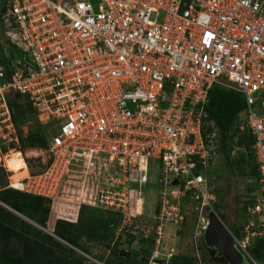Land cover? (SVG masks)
<instances>
[{"label": "built area", "instance_id": "1", "mask_svg": "<svg viewBox=\"0 0 264 264\" xmlns=\"http://www.w3.org/2000/svg\"><path fill=\"white\" fill-rule=\"evenodd\" d=\"M0 26L9 58L0 62V147L20 141L12 93L28 95L50 125V163L10 186L55 198L63 181L80 180L74 213L81 204L116 211L117 234L141 230L148 237L138 220L157 177V246L168 207L182 221L189 191L203 206L215 197L201 171L216 154L202 133L211 87L242 93L245 125L256 136L259 193L247 206L246 235L235 239L252 264H264L248 252L254 237H264V0H6ZM8 44L20 54L10 57ZM90 177L99 183L89 195ZM169 195L176 206H168ZM200 214L203 234L210 220ZM76 250L91 264H110ZM174 250L156 247L147 264L168 263Z\"/></svg>", "mask_w": 264, "mask_h": 264}, {"label": "trees", "instance_id": "2", "mask_svg": "<svg viewBox=\"0 0 264 264\" xmlns=\"http://www.w3.org/2000/svg\"><path fill=\"white\" fill-rule=\"evenodd\" d=\"M0 2L1 23L2 14L6 10V0ZM3 34L0 29V62L8 65L9 58L3 54ZM7 49L10 57L20 54L11 44L7 45ZM9 105L20 140L19 144L12 143L9 147L46 148L50 125L40 121L30 97L18 92L12 93L9 97ZM246 107L242 93L233 88L215 84L209 91L205 114L202 117V133L206 144H217L215 152L218 151L222 156L225 168L231 174L248 178L250 196L242 207L238 222L227 221L225 214L220 210L223 201L221 192L219 188L214 190L220 200L214 202L213 208L237 239H242L246 235L244 228L251 218L247 215V206L256 201L259 193L258 164L252 148L256 136L245 125L246 119L243 117V112ZM25 124H28L26 134L21 128ZM1 147L3 151L7 148L4 145ZM212 159L206 168H201L207 179H217L218 170L210 165ZM50 161L49 159L48 164ZM190 197L189 191L181 200V211L184 210V204L189 202ZM52 200L51 197L23 191L7 184L0 189V202L29 219V221L25 220L0 203V264H84L85 258L76 251V248L90 252V243L108 251L107 262L110 264H147L146 260L152 255L155 243L152 234L144 237L141 230H138L136 234L124 232L117 234L116 228L121 222V214L88 204H81L77 214L66 213L67 209L63 208L64 213L51 219ZM253 217L258 221V215ZM48 226V233L44 232L42 229ZM124 234L128 236L129 244L137 242L139 246L122 248ZM200 241L201 256L176 252L167 264H211L207 257L206 245H202L203 239ZM125 250L130 252L129 256L122 253ZM248 252L255 261L264 263V237H254L248 246Z\"/></svg>", "mask_w": 264, "mask_h": 264}, {"label": "rangeland", "instance_id": "3", "mask_svg": "<svg viewBox=\"0 0 264 264\" xmlns=\"http://www.w3.org/2000/svg\"><path fill=\"white\" fill-rule=\"evenodd\" d=\"M0 29L1 31H3V28L1 26ZM220 81L227 85L235 86V84L228 81L226 77H221ZM21 128L24 131V134H26L28 130V124L21 126ZM56 130L57 128H55L54 131ZM210 147H213V145H211ZM1 148L2 147H0V154L4 160L0 161V189L6 184L8 186H10L11 183L18 184L19 180L22 177H25L28 174H30L29 172L43 171L48 164V160L50 159L45 148H39V147L22 148L15 146L14 148L7 147L5 151H3ZM11 150H19L23 154L26 163V170L20 172H13L5 165V161H6L5 159L8 158L7 154ZM101 156L106 157V154L103 153L101 154ZM210 165L214 169L218 170V174L216 175L217 179H208V182L213 190H215V188H219V192H221L223 201L220 210L223 214H225L226 219L229 223L238 222L241 218L240 216H241L242 207L250 196V193L248 191V178L245 176L231 174V172H229L225 168L226 166L222 161V156L219 154L218 151L214 155ZM156 180L157 177H152V180L150 181V186L145 189L144 214L141 215L140 220H138L140 227L143 226L146 229L149 228L150 234H152L154 238H156L157 235L156 233L157 226L162 221V220L160 221L159 218L156 216L160 215V209L163 206L161 187L156 182ZM98 183H99L98 179L93 177L88 178V182L86 183L85 188L88 191L87 193L89 195L91 193L92 194L95 193ZM81 185L82 184L80 180L74 181L73 178L71 179L68 178L67 181H63V183H61L57 195H55V198H53L52 200V208L50 214L51 219L57 217L58 214L64 213L62 212L64 211V209H67L72 212L74 211L72 205L75 204L72 203L71 201L77 200L76 195L78 193V189L81 188ZM214 193H215V197L209 202H206L204 206L202 200H197L193 198L191 194L189 202L184 204V210L180 212V214H182L184 217L182 221L176 220L177 216L176 214L173 213L174 210L176 209H173L172 207H168L166 210L167 211L170 210L173 212L172 214L170 212L164 213V219H163L164 228H163L161 243L159 244V246H157V243L155 242L153 251L156 249V247L157 249L159 248V250H161L162 252L167 251L169 248L175 247L174 250L175 253L176 252L191 253L201 256L200 240H202L203 238L201 239L202 234L200 231V219H201L200 212H202L203 215L208 216L209 210L210 209L214 210L213 208L214 202L220 200V198L217 197L216 191H214ZM166 198L168 200L167 201L168 206L177 205L178 200L172 197V195H169ZM77 213L78 211L76 209L75 214ZM18 215L24 218L25 220H28L26 216L22 214H18ZM32 223H34L38 227H41L35 222ZM42 230L48 233L49 226L47 228H43ZM55 238L57 240H60L57 237ZM127 240H128V236L126 234L122 235V244H121L122 248H126V249L137 248L139 246L137 242H133V244H129ZM202 243H203L202 245H205L204 241ZM90 246H91V251L88 252V254H91L94 257L107 262L108 251L103 250L101 246L94 245L93 243H90ZM206 248L208 250L207 257L209 259V262H212L211 264H227L224 258L217 255L216 250L214 249L212 250V248L209 249L208 246H206ZM76 251L79 252L78 250ZM84 264H91V262L85 258Z\"/></svg>", "mask_w": 264, "mask_h": 264}, {"label": "water", "instance_id": "4", "mask_svg": "<svg viewBox=\"0 0 264 264\" xmlns=\"http://www.w3.org/2000/svg\"><path fill=\"white\" fill-rule=\"evenodd\" d=\"M26 59L31 62L29 55L26 56ZM173 183L177 184L178 180L176 179ZM143 187L145 188L146 186L143 185ZM15 212L18 213L17 211ZM208 218L210 224L202 234L205 245L209 248L215 249L217 255L224 258L227 264H252L237 247L235 236L219 214L215 210L210 209ZM122 253H125L126 256L130 255V252L127 250ZM160 262L162 264H167L166 260H161Z\"/></svg>", "mask_w": 264, "mask_h": 264}, {"label": "bare ground", "instance_id": "5", "mask_svg": "<svg viewBox=\"0 0 264 264\" xmlns=\"http://www.w3.org/2000/svg\"><path fill=\"white\" fill-rule=\"evenodd\" d=\"M5 165L13 172H20L26 170V163L23 154L19 150H11L7 154ZM4 160L0 154V161ZM15 186H19L17 183Z\"/></svg>", "mask_w": 264, "mask_h": 264}, {"label": "crops", "instance_id": "6", "mask_svg": "<svg viewBox=\"0 0 264 264\" xmlns=\"http://www.w3.org/2000/svg\"><path fill=\"white\" fill-rule=\"evenodd\" d=\"M0 203H2V202H0ZM4 206H6V207H8L6 204H4V203H2ZM8 208H10V207H8ZM11 209V208H10ZM12 210V209H11ZM13 212H15V210H12ZM16 213V212H15ZM18 214V213H17ZM175 248V247H174Z\"/></svg>", "mask_w": 264, "mask_h": 264}, {"label": "flooded vegetation", "instance_id": "7", "mask_svg": "<svg viewBox=\"0 0 264 264\" xmlns=\"http://www.w3.org/2000/svg\"><path fill=\"white\" fill-rule=\"evenodd\" d=\"M210 249V248H209ZM213 250V249H212ZM215 250V249H214ZM215 256V255H214ZM217 256V255H216Z\"/></svg>", "mask_w": 264, "mask_h": 264}]
</instances>
